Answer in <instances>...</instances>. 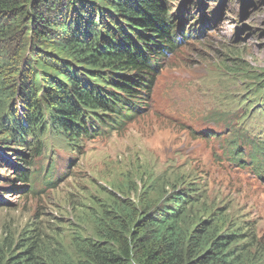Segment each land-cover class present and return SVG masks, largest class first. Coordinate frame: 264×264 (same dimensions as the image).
<instances>
[{"label":"rangeland","instance_id":"rangeland-1","mask_svg":"<svg viewBox=\"0 0 264 264\" xmlns=\"http://www.w3.org/2000/svg\"><path fill=\"white\" fill-rule=\"evenodd\" d=\"M185 1L169 2L171 12L190 11L178 28L186 33L192 24L202 35L193 38L191 31L166 59L146 114L77 149H64L65 140L53 137L57 144L46 148L43 161L55 167L54 182L37 180L34 195L19 196L18 183L3 178L14 176L12 168L0 161V185L7 186L0 187V203H7L0 206V247L42 245L45 257L69 256L74 264L78 244L96 240L112 204H127L137 215L180 192L187 227L210 228L224 219L234 223L228 233L250 227L257 240L250 258L264 261V183L233 166L223 151L228 131L264 129L246 104L252 91L264 87V0H203L204 8L195 6L198 0ZM85 2L111 6L106 0ZM214 12L218 19L211 24ZM0 66L14 74L0 80L1 123L17 91L15 75L22 77L27 68Z\"/></svg>","mask_w":264,"mask_h":264},{"label":"trees","instance_id":"trees-1","mask_svg":"<svg viewBox=\"0 0 264 264\" xmlns=\"http://www.w3.org/2000/svg\"><path fill=\"white\" fill-rule=\"evenodd\" d=\"M85 1L0 0V62L27 68L22 77L15 75L17 91L0 123V161L16 172L23 197L42 171L32 160L40 161L47 146L57 144L53 137L65 140L63 148L77 149L123 130L149 111L166 59L191 31L193 38L202 35L192 24L181 32L178 22L187 21L190 11L171 14L172 0H106L109 8ZM195 6L205 5L196 1ZM11 69L0 66V80L13 76ZM252 92L247 111L264 122V87ZM224 139L230 163L264 181V129L228 131ZM8 154L21 166L7 160ZM43 173L53 177L49 166ZM179 194L137 215L127 204H112V216L100 224L96 240L78 244L74 264H264L250 258L257 241L250 227L228 233L234 223L225 219L210 228L187 227L180 217L185 198ZM44 253L42 245L0 247V264H73L69 256Z\"/></svg>","mask_w":264,"mask_h":264},{"label":"clouds","instance_id":"clouds-1","mask_svg":"<svg viewBox=\"0 0 264 264\" xmlns=\"http://www.w3.org/2000/svg\"><path fill=\"white\" fill-rule=\"evenodd\" d=\"M215 13V12H214ZM214 13H213V19H214V22L216 21V19H218V13H217V16L214 17Z\"/></svg>","mask_w":264,"mask_h":264},{"label":"bare ground","instance_id":"bare-ground-1","mask_svg":"<svg viewBox=\"0 0 264 264\" xmlns=\"http://www.w3.org/2000/svg\"><path fill=\"white\" fill-rule=\"evenodd\" d=\"M161 70V69H160ZM140 104V103H139ZM139 107H140V105H139ZM3 157V156H2ZM70 161V160H69ZM20 164V163H19ZM70 166V165H69ZM71 170V169H70ZM68 175V174H67Z\"/></svg>","mask_w":264,"mask_h":264}]
</instances>
